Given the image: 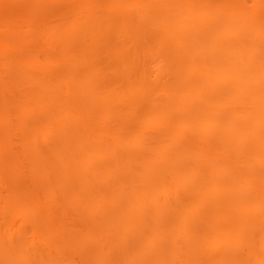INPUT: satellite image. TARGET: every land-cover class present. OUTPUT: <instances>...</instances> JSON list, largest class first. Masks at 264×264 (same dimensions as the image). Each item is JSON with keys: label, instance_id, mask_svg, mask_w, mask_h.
Masks as SVG:
<instances>
[{"label": "rangeland", "instance_id": "1", "mask_svg": "<svg viewBox=\"0 0 264 264\" xmlns=\"http://www.w3.org/2000/svg\"><path fill=\"white\" fill-rule=\"evenodd\" d=\"M174 1L179 0H0V180L2 179L0 195H6V201L11 206L7 209L0 208V224L4 222L5 227L8 228V239L11 238L10 241L14 242L13 244L16 242L18 244V241L20 243L22 240L26 244L29 241L37 244V238L33 236V230L37 229L39 232L42 231V235H47L56 242L55 246L62 251L59 255H55L56 253L53 255L54 250H47L38 244L37 249L46 254L51 251L52 257L55 261L61 262L60 264H149L148 261L142 259L141 261L134 257L130 251L135 248L137 240L151 234L150 228L158 219L162 229L165 230L167 227L166 229L170 232L168 235L176 232V226L169 224L170 221L167 222L174 217L184 221L191 230L193 229L195 236H202L200 235L202 232L208 236L213 235V228L208 230L201 223L193 224L192 221L200 216L204 221H213L214 209L208 207L204 212L195 205L192 209H188L186 206L190 203L187 201L188 191L183 188H178L167 196L159 193L157 199L150 201L148 196L150 191H148L149 194L147 191L142 194L137 182L147 175L145 176L147 181L153 183L157 180L158 171L154 169L140 176L142 166L143 168L145 166V158H143L135 161V168L129 173L130 175H124L122 163L128 160L133 152L142 157L158 145L161 138L155 139L164 131H167L166 135L171 137L165 141L172 146L171 148L177 149L182 147L181 145L189 147L194 156L200 160L203 156L210 160L218 157L223 140L217 139L216 133L209 134L203 140L197 132L192 133L187 127L180 130L178 127L179 120L190 112L191 105L166 114L165 116L172 120L173 125L166 130L161 128L164 120L161 115L158 116L159 121L142 129L140 126L143 120L142 114L138 111L151 107L163 111L164 106L175 107L190 102V97L181 89L184 90V86L191 84L194 77H182L175 69L168 71L169 68L175 67L176 59L181 55V48L186 52V57L180 63L182 68L188 69L189 66L191 68L192 63L203 60L207 51L201 45L203 41L197 29L209 28L218 22L223 23L220 24L223 27L227 23V15L232 12L231 10L238 8L242 9V13H246L252 23L264 27V0H180L185 1L188 13L186 20L190 26L185 31L187 37L184 41L182 40L180 49L174 48L172 53L162 54L164 57H155L152 45L161 37L162 28H168L172 32L170 40H175L179 36L173 30L171 22H163L159 25V29H154L151 17L166 8L172 7L173 11ZM214 13L219 15L209 18V14ZM84 15L92 16L96 23L105 22L104 30L106 31L103 30L101 33L99 43V40L95 39L97 37H94L100 33L97 25L90 26L88 22L86 24L85 20L80 19V16ZM58 19L66 22L67 28L73 31L77 38L67 49V57L62 54L60 46L56 45L58 44L56 36L53 37L44 32V29L54 25L59 21ZM120 23L124 25V31L120 29ZM93 27L96 28L93 29ZM115 28L120 30L119 34ZM219 34L220 31H216V36ZM106 39L108 41H105ZM128 54H133L134 57L127 59ZM68 60L73 63L68 65ZM125 68L131 70L130 74L126 75L130 82L142 87L141 93L130 98V107L120 102L116 96L119 89L126 87H124ZM26 70L33 74V81L28 80V82L26 79L25 81L22 77ZM221 70L222 68L217 67L216 73ZM51 85L58 86L60 89L59 102L48 97V88ZM40 87L41 94L44 93L42 96H45L44 107L50 108L48 110H45L43 105L42 107L38 105L36 91ZM239 103L238 100L232 101L221 114L223 119L236 111L233 116L240 120L237 109H234L240 106ZM61 108H64L67 117L63 120L65 122L59 123L70 124L77 134L84 127H88L95 147L115 151L118 156L120 164L116 168L111 167L109 178L87 181L93 186L89 196L94 198V195H99L105 199L114 191L113 197L125 204L135 205V213L140 219L142 218L145 225L147 224L145 229L136 232L132 243L127 247L123 245L120 227L107 230L104 222H101V218L112 220L115 210L96 208L88 211L85 206L90 202L87 200L72 202L66 197L69 196L68 191L67 194L65 192L61 194L52 189L53 186L48 195L40 180L36 181L40 176L35 178L36 175L31 173L28 167L32 151L28 145L26 146L24 138L29 136L33 127L40 122L48 121L52 113ZM261 133L264 134L263 131ZM134 136H140L142 141L135 150H132L129 141ZM245 136L243 140L245 144L249 147L254 145L256 137ZM33 141L38 150L41 149L43 157L40 163L45 169L49 168L53 162L48 156L50 146L53 144L52 147H54L53 142L58 144L59 139L54 141L53 137L51 139L36 138ZM119 142L122 144L116 151ZM67 144L71 147V151L64 153L71 161L73 170L78 174H87L94 164L100 165L104 162L103 156H99L86 164L81 161V153L72 150L74 139H68ZM166 152H161L154 159L156 160L158 156L162 158ZM230 152H227V156H230L233 162L239 163L241 172L253 169L260 176L264 174V166H259L254 161L245 165L233 152L231 154ZM107 162L109 163L108 160ZM59 170L62 171L61 167L55 166L49 173L51 177L53 175V178L49 177L52 179L49 180L50 184L57 179ZM64 178L69 180L67 177ZM123 178H132L131 187L130 185H128L129 188L126 187ZM188 178L190 182H193V177ZM78 181L77 177L69 180L75 184H78ZM36 182H40L39 185ZM257 187L256 194L264 192V185L257 184ZM127 190H132L135 195L130 197ZM254 199H252L253 202ZM257 209H254V213L264 219V213L258 215L260 211ZM186 212H188L187 215ZM13 214H19V218L16 220ZM192 218L193 220H190ZM229 225L232 234L212 241L211 245V247L219 244L226 245L222 263L211 262L210 257L215 258L213 254L217 249L209 247L210 249L205 248V251L202 248L195 251L197 249L195 248L191 251L188 244L181 241L178 244V250L183 254L182 264H238L233 260L234 253L242 260L248 251L259 253L260 248H256L255 243H249L245 238L237 242L234 239L237 225ZM19 227H22V234L18 233ZM197 230L199 232H196ZM255 233L257 239L259 231ZM160 246L159 242L148 244L147 250H157ZM32 259L30 258L32 263H39V258L36 260L32 257Z\"/></svg>", "mask_w": 264, "mask_h": 264}, {"label": "bare ground", "instance_id": "2", "mask_svg": "<svg viewBox=\"0 0 264 264\" xmlns=\"http://www.w3.org/2000/svg\"><path fill=\"white\" fill-rule=\"evenodd\" d=\"M172 5L174 8L173 11L172 7H170V9L166 8L160 10L159 14L157 13L156 16L154 15L151 17L152 26L154 29H159L161 23L171 22L173 24V30L179 37L175 40H170L172 32L168 28H162L161 37L152 45L153 55L155 57H164L162 54L167 55L171 51L173 52L174 48L180 49L182 40L184 41L187 37L185 31L190 24H188L186 20L188 13L185 1H174ZM253 7L255 8L256 4ZM241 10V8L234 11L231 10L232 12L227 15L228 18L225 16L228 20L223 27L221 26L223 23L221 24L218 22L209 28L201 30L197 29L202 37L203 42L201 45L207 51L203 60L197 63H192L191 68L190 66L188 69L184 67L182 68L180 63L183 62L186 57V52L181 48V55L176 59V62L174 60L176 64L175 67L168 69V71L175 69L178 72L177 74H180L182 77H194L191 84H187V87L184 86V90L181 89L182 92L190 97V102L175 107L164 106L163 111H159L152 107L148 109L144 108L143 110L140 109L138 111L142 114L143 120L140 125L142 129L159 121L160 118L158 116L161 115L164 119L161 128L162 130H166L169 126L171 127L173 125L172 120L170 118L168 119V116L165 115L182 107L188 108V106L191 105L192 108L190 112L188 114L186 113L179 120L178 127L180 130L187 127L192 133L197 132L200 134V138L203 140H205L206 138L204 137L209 134L216 133L218 137L217 139L222 138L223 140L221 149L218 152V157L216 158L217 161H215L216 159L210 160L206 156H203L200 160V158L194 156V153L189 147L181 145L182 147L177 149L171 148L172 146L165 142L171 137L166 135L167 131H161L162 133L160 132V136L155 139L157 140L161 138L157 143L158 145L151 148V150L142 157L136 152H133L131 154L132 157L130 156L128 160L122 163L124 175L133 172L135 161L143 158H145V166L144 168L142 166L140 176H144V174H147L154 169L158 171V174L156 175L157 180L153 181V183L147 181L145 178L147 175L144 176L145 179L142 178L140 180L139 178L138 180L140 181H138L139 183L137 182L142 194L144 191H147L149 194L148 191H150V195H148L150 201L157 199L156 197L159 193L166 194L167 196L168 194L175 192L176 189L183 188L188 191L187 201L191 203L186 205L188 209H192L195 206L204 212L208 207L214 209L215 217L213 221H204L201 216L194 220L193 218L190 219L193 220V224L199 222L203 227L205 226L208 228V230L209 228H213V235L209 236L206 233H204V235L202 232V234L198 233V235L200 234L202 236L196 235V237L193 229L191 230L184 221H181L176 217L172 220H167V222L170 221L169 224L176 226V232L172 235H168L170 232L166 229L167 227L165 230L162 229L160 227V220L158 219L150 228L151 234L137 240L138 242L135 248L130 251L134 257L148 261L149 264H182L181 258L183 257V254L178 250V244L181 241H185L191 251L195 248H197L195 251L199 250V248L204 249V251L210 248L217 249L214 254L212 253L215 258H212V256L210 257L211 262L222 263L224 258L223 254L227 248L226 245L219 244L214 247H211V245L212 241H217L220 237L223 238L232 234L228 227L230 226L229 224L237 225V227L235 226L234 232V239L237 242L241 241L242 238H245L249 243H255L256 248H260L258 254L253 251H248L245 256L243 255L245 257H243V260L239 259L237 254L234 253L233 260L238 264H257L259 262H264V219L262 216H257L256 213H254V209L257 208H260L257 209L260 211L258 212V215L264 213V192H259L257 194L255 192L258 188L257 184L264 185V174L260 176L258 172L256 173L255 170L250 168V170L245 171L242 169L243 171L241 172L238 165L239 163L237 161L233 162L230 159L231 157L227 156V152L231 151L245 165L254 161L257 162L259 166H264V134L261 133L262 131L264 133V27L256 25L254 22L252 23V21L246 16V13H242L243 11ZM216 13L209 14V18L219 15H215ZM124 15H126V13H124ZM80 19L85 20L86 24L88 22L90 26L97 25L100 36L97 35L94 37H97L95 38L97 40L101 39V33L105 29L104 21H101L102 23H96L92 16L89 15L80 16ZM50 26L51 27H48L43 31L53 37L56 36L58 43L56 45L60 46L62 54L67 57V49L77 39L75 33L69 30L67 28V23L62 20H59L54 25ZM120 27V29L124 31V25L121 24ZM95 28L93 27V29ZM118 30L119 29H116V32L119 34L120 30ZM110 31L109 33H111ZM216 31H220L219 36H216ZM105 41H108V39ZM99 42L100 40L98 43ZM261 44H263V46ZM57 49L59 50V47H57ZM132 57H134L133 54H128L126 56L127 59ZM72 63L73 62L70 60L67 61L68 65ZM217 67L222 68L221 72L216 73ZM124 70L125 76L131 72L129 68H125ZM24 74H26V76ZM24 74H22L24 80L33 81V74L31 71L29 72L26 70V73ZM46 77L51 78L48 76ZM128 78L129 77L127 76L124 78L126 82L124 87H126L124 89H119L116 96L120 102H123L130 107V98L141 93L142 87L131 83ZM32 85L35 86L34 83H32ZM42 88H44V86H42ZM48 89V97L59 102V87L51 85ZM36 92L38 94V96L36 95L38 105H41V107L43 105L45 110L50 109L44 107L45 96H42L44 93L41 94V87L38 88ZM234 100L240 102V106L238 107L239 110L235 107L234 109H237L241 119L239 120L238 118L237 120L236 117L233 116L236 111H234L235 113L233 115L229 114L223 119L224 117H222L221 114H223L226 107L231 105ZM236 104L238 105L237 102ZM236 104L235 106H237ZM232 106H234V104ZM51 116L48 121L40 122V124L33 127L29 136L24 138L26 139V146L28 145L32 151L28 166L30 167L31 173L36 175L35 178L40 176L36 181L40 180L42 187L48 195H50V190L53 186L52 189H55L58 193L65 192L67 194L68 191L67 195L69 196L66 197L72 202H80L84 200L90 202L85 206V209L88 211L96 208H111L115 210L112 220L101 218V222H104L105 229L107 230L120 227L121 238L124 242L123 245L124 247H127L132 243V238L136 232L145 229L147 224L145 225L144 221L142 222V218L140 219L139 215L135 213V205L117 201V199L113 197L114 191L110 193L111 196L105 199L101 198L99 195H94V198L89 196L92 193L93 186L87 181L97 178H109L111 167L116 168L120 164L116 152L109 149L107 150V148L102 149L98 146L95 147L90 138L88 127H84L82 131L77 134L73 131L70 124L66 125L64 123H59L65 122L63 120L67 117L64 108L55 110ZM245 135H253V137H256L254 145H250L249 147L245 144L243 141ZM52 137L54 141L56 139H59V141L58 144L52 141L55 143L54 147H52L53 144L50 142L52 146H50L48 156L51 157L53 162L49 168L46 167L47 169H45L40 163L41 158L43 157L40 152L41 149L40 151L38 150L33 140L36 138L51 139ZM70 138L74 139L72 150L81 153L82 162L86 164L90 163L93 161L92 159L94 157L99 156H103L104 162L100 165L94 164L87 174H78L75 172L72 168V163H70L71 161L64 153L65 151H71V147L67 144V141ZM141 141L142 138L140 136L132 137L129 141L132 150H135V148L140 145ZM121 144L122 142L118 143L116 151L120 149ZM163 151H167L166 155L162 158L158 156L155 160V156L161 154ZM55 166L61 167L62 171L59 170L60 172L57 174V179L50 184L52 179H49V177H51L49 173ZM64 177H67L69 180L77 177L79 179L78 184L69 182V180ZM188 177H193V182H190ZM51 178H53V175ZM1 180L0 187L2 186ZM131 180L132 178H123L127 188H129L128 185L132 182ZM39 183L37 184L39 185ZM134 188H136V186H134ZM132 190L126 191L130 197L135 195L133 192L134 190ZM252 199L255 201L253 202ZM9 205L10 203L8 204L6 201V195H0V208L7 209L11 207ZM187 214L188 212H186V215ZM13 217L17 220L19 214H13ZM21 228L18 229V233L22 234L23 232ZM168 229L170 230V228ZM256 231H259V237H257V239ZM41 232L37 229L33 230V236L34 238H37L36 242L38 241L37 244L47 250H54L53 255L55 253V255H59L62 250L55 246L54 243L56 242L50 239L49 236L42 235ZM196 232L199 231L197 230ZM8 235V228L5 227L4 222H2V224H0V264H34V262L32 263L30 260L32 257L36 260L39 258L38 264L59 263L52 257L51 251L50 253L48 251V254H46L40 251L39 248L38 250L35 242L33 243L29 241L31 243L27 242L28 244H26L22 240L20 243L18 241V244H16L17 242L13 244L14 242L12 243L10 241L12 239H8ZM157 242L161 243V246L157 250H147L148 244H154ZM194 253H192V255Z\"/></svg>", "mask_w": 264, "mask_h": 264}]
</instances>
